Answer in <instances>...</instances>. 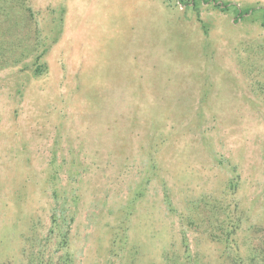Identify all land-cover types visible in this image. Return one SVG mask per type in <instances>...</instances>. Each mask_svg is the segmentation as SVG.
Returning <instances> with one entry per match:
<instances>
[{"label":"rangeland","instance_id":"1","mask_svg":"<svg viewBox=\"0 0 264 264\" xmlns=\"http://www.w3.org/2000/svg\"><path fill=\"white\" fill-rule=\"evenodd\" d=\"M0 44V264L55 209L75 264L115 232L145 263L184 235L230 264L223 218L240 263L262 258L264 0H0Z\"/></svg>","mask_w":264,"mask_h":264},{"label":"trees","instance_id":"2","mask_svg":"<svg viewBox=\"0 0 264 264\" xmlns=\"http://www.w3.org/2000/svg\"><path fill=\"white\" fill-rule=\"evenodd\" d=\"M9 9L10 8L7 7L8 12ZM10 47L8 45L2 47L0 44V56L2 55L1 51H5V58L7 57L5 62L8 64L9 62H18V58L21 60L34 52V45L31 48L29 43H24L19 57L10 58ZM40 57L41 54L39 53L32 58L33 70L31 72L36 76H40L45 73L47 74L49 71L48 64L45 60L43 62H39ZM135 194L137 196L143 195V188L137 189ZM127 215H129V213H127ZM50 218L51 220L49 230L45 236H41L39 238L37 236H32L26 239L27 245L23 248V254L25 258L24 264H75L72 252L69 248L70 241L68 237L70 229L69 225L74 219L73 216L69 215V219L66 220L62 210L55 209L51 213ZM191 221L193 222L194 220ZM65 222H67L66 231L62 230V224ZM229 222L230 220H227L226 223L224 218L221 220L220 226H222V233L218 234L217 238H221L220 241L222 244H224L227 250L225 257L227 258L228 262L230 264H242L239 261L240 257L238 255L237 245H235V229L238 227V224L233 223L227 228ZM210 237L213 239L212 235H210ZM178 240L180 247L182 245L183 248L180 249L176 247V241L172 240L170 243V248L162 253L161 260L159 262L152 261L145 263L140 260V248H138V246L133 243L129 245L128 234L115 232L110 239V247L104 264H115V257L119 259V264H207L203 261L199 252L192 251L189 248L186 236H180ZM50 244L53 245L52 248H48ZM257 258L258 257L256 255L251 256L250 262L252 264H264V255L260 260L255 261Z\"/></svg>","mask_w":264,"mask_h":264}]
</instances>
